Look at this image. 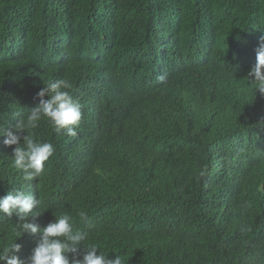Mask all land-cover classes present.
Here are the masks:
<instances>
[{
  "label": "trees",
  "instance_id": "1",
  "mask_svg": "<svg viewBox=\"0 0 264 264\" xmlns=\"http://www.w3.org/2000/svg\"><path fill=\"white\" fill-rule=\"evenodd\" d=\"M262 36L264 0H0V126L52 79L82 111L75 137L32 130L55 147L32 181L0 136V196L32 194L41 227L69 214L124 264H264V96L245 79ZM19 223L0 212V246Z\"/></svg>",
  "mask_w": 264,
  "mask_h": 264
},
{
  "label": "clouds",
  "instance_id": "2",
  "mask_svg": "<svg viewBox=\"0 0 264 264\" xmlns=\"http://www.w3.org/2000/svg\"><path fill=\"white\" fill-rule=\"evenodd\" d=\"M245 79L255 94L264 96V36L256 49V63ZM44 85L37 93L39 104L31 109L26 119L19 120L11 130L0 126V136L5 137L3 144L15 146L13 164L22 171L25 181L41 176L45 163L55 152L53 144L35 139L32 130L43 120L56 133L75 137V129L82 118L81 104L70 94L72 84L69 80L52 79ZM38 203L32 194L26 195L20 190L8 191L0 196V212L9 216L15 214L20 221L13 229L14 238L0 246V264H124L119 255L114 259L108 258L95 243H89L88 233L78 229L69 214L56 215L53 222L43 227L29 222V217L35 215L32 210ZM79 217L87 221L84 212H80ZM22 234H38L39 237L23 259L18 255L23 245L17 242ZM98 249L100 254H97Z\"/></svg>",
  "mask_w": 264,
  "mask_h": 264
}]
</instances>
